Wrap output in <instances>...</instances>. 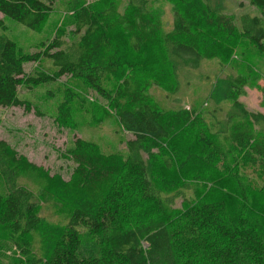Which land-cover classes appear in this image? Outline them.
I'll list each match as a JSON object with an SVG mask.
<instances>
[{
  "label": "trees",
  "instance_id": "trees-1",
  "mask_svg": "<svg viewBox=\"0 0 264 264\" xmlns=\"http://www.w3.org/2000/svg\"><path fill=\"white\" fill-rule=\"evenodd\" d=\"M162 1L170 6V29L149 0H67L73 30L67 37L56 31L33 54L21 53L0 20V108L30 111L20 87L67 77L103 99L132 135L121 155L75 139L77 167L68 181L48 176L0 140V261L264 264V115L238 101L254 88L259 70L216 82L211 100L219 104V120L213 116L210 124L192 110L162 108L149 93L158 86L176 90L179 71L222 57L226 42L244 38L264 54V0H248L259 14L239 21L214 9L225 0ZM56 4L0 0V14L37 33ZM156 42L146 68V48ZM42 59L50 72H24L25 63ZM108 80L116 83L112 91ZM75 95L63 89L59 123L72 125ZM220 103L230 105L224 110ZM28 177L38 179L35 192L20 182ZM46 196L61 209L58 224L39 215Z\"/></svg>",
  "mask_w": 264,
  "mask_h": 264
},
{
  "label": "rangeland",
  "instance_id": "rangeland-1",
  "mask_svg": "<svg viewBox=\"0 0 264 264\" xmlns=\"http://www.w3.org/2000/svg\"><path fill=\"white\" fill-rule=\"evenodd\" d=\"M66 2L67 0H57L54 12L37 33L0 14V20L5 27L1 32L16 43L22 54H33L39 51L41 44H48L56 31L61 30L60 32L67 37L73 30ZM148 7L162 8L166 28H171L173 18L168 4L162 0H149ZM214 9H223L225 14L237 21L244 15L253 17L259 14L248 0H225L215 4ZM226 45L229 50L224 52L222 57L203 59L197 68L179 71L176 90L168 91L158 86L150 90V95L164 109L192 110L210 124L213 122V116L219 120V104L216 102L214 104L211 100V91L216 82L239 73L246 75L250 67L255 66L260 74L257 76L255 86L252 89L245 88L238 101L248 112L264 115V54L244 38L226 42ZM157 46L159 43L156 42L146 48L148 56L143 60L146 61L144 65L146 68L151 65L149 61L153 62L154 58H150V55ZM35 68L46 72L52 70L50 61L45 59L40 60L38 66L34 63L23 65L26 74L32 75ZM108 83V88L112 91L116 83L113 80H108ZM68 87L76 94V100L71 108V126L59 123L56 115L62 91ZM18 97L27 101L32 109L25 111L20 107L0 108V140L4 141L17 156L48 172V176L57 174L64 181L70 179L77 167L71 156L75 139L94 143L104 155L124 154L126 141L132 139L131 134L122 130L114 112L108 109L103 99L67 77H62L58 83L42 87H20ZM229 105L220 103L224 110ZM37 181L35 177L20 180L21 184H25L34 192ZM216 187H219V184ZM193 195H195L193 191H186V197L192 198ZM180 201V199L176 201V207L180 206ZM39 215L54 224L61 222L60 207L47 196L39 201ZM0 263L12 264L11 260L3 259Z\"/></svg>",
  "mask_w": 264,
  "mask_h": 264
}]
</instances>
